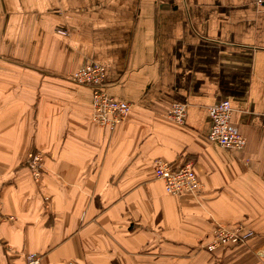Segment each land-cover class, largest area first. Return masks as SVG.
I'll use <instances>...</instances> for the list:
<instances>
[{
    "label": "crops",
    "instance_id": "crops-1",
    "mask_svg": "<svg viewBox=\"0 0 264 264\" xmlns=\"http://www.w3.org/2000/svg\"><path fill=\"white\" fill-rule=\"evenodd\" d=\"M104 68L128 102L112 130L91 121ZM246 139L209 143L222 101ZM186 108L178 125L166 117ZM41 153L39 183L27 167ZM156 160L190 162L197 196L168 195ZM216 225L245 243L209 253ZM264 264V6L256 0H0V264Z\"/></svg>",
    "mask_w": 264,
    "mask_h": 264
},
{
    "label": "built area",
    "instance_id": "built-area-1",
    "mask_svg": "<svg viewBox=\"0 0 264 264\" xmlns=\"http://www.w3.org/2000/svg\"><path fill=\"white\" fill-rule=\"evenodd\" d=\"M256 5L264 6V0H256ZM69 80L78 85H87L92 89V115L91 121L99 127L112 130L120 124L130 111L128 102L115 99L107 93L104 68L97 64H88L81 70L73 73ZM184 105L174 104L167 112L168 120L183 125L186 108ZM232 108L224 100L207 108L210 120V130L206 135L209 143L215 144L226 151H240L246 145V139L237 133L230 124ZM27 167L34 182L39 183L43 169L44 157L41 153L28 155ZM154 177L160 180L168 195L179 197L186 193L197 196L201 192V184L197 179L190 162L177 166L160 160L153 163ZM253 236L251 231H243L241 227L228 228L216 225L212 238L205 244V250L213 253L217 249L244 244ZM40 260L35 254L26 256V264H39Z\"/></svg>",
    "mask_w": 264,
    "mask_h": 264
}]
</instances>
